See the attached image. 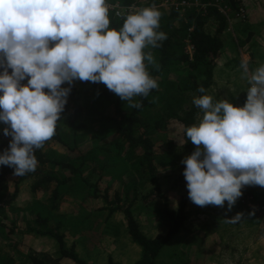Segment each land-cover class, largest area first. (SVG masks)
<instances>
[{"label": "trees", "instance_id": "16d2710c", "mask_svg": "<svg viewBox=\"0 0 264 264\" xmlns=\"http://www.w3.org/2000/svg\"><path fill=\"white\" fill-rule=\"evenodd\" d=\"M108 1L122 6H131L135 2ZM186 1L198 2L205 5V9L191 7L182 18L172 8L165 11L159 8L161 16L156 31L165 33L167 39L158 42L160 47H145L147 52L156 54L154 63L146 71L156 80L157 88L150 90L147 97L133 98L134 102H141L140 108L130 107L128 101H122L103 83L78 79L72 82L57 121L65 122L66 129H56L42 148L34 150L38 162L34 172L17 176L13 196L17 194V186L29 180L30 201L19 207L0 206V264H60L62 261L86 264L74 247H66L65 239L67 234L75 237L82 231L92 230V218L83 214L82 207L76 214L62 213L60 203L65 197L72 204L76 199L102 201L103 209L108 212L105 224L116 213L121 215L127 235L140 249L139 259L131 264H157L158 256L183 228L190 201L187 182L176 209H169L160 190L158 166L174 164L172 149L176 146L185 150L187 156L195 151L194 144L186 136V128L196 125L202 110L193 104V98L206 95L213 84V71L223 49L221 35L227 26L225 16L214 4L219 2L221 7H228L234 13L241 7L240 0ZM147 2L155 4L159 0ZM108 15L109 28L118 31L124 18ZM209 22L216 26L214 34L208 32ZM186 42L193 48L191 57L185 51ZM4 70L2 57L0 73ZM7 70L11 74V69ZM27 79L20 81L21 85H26ZM201 85L204 93L197 91ZM61 87L68 88L69 85L65 82ZM242 103L241 100L236 107H241ZM5 127L0 122V155L8 149L11 140L6 141ZM160 134L167 136L165 152L159 151L155 144ZM114 167L120 168V174L114 179L107 177L111 175L107 171ZM183 167L185 169L186 165ZM13 171L12 167L0 165V198L7 190V178L14 175ZM115 181L118 185L110 193ZM37 193L43 196L39 198ZM157 199L164 201L163 221L167 231L150 238L142 232L134 209L140 206L142 211L148 210ZM239 207L238 213L244 214L242 217L264 228V218L249 215L250 211L240 204ZM25 236L55 241V257L30 249L23 253L18 245H24ZM197 248H191L188 261L177 257L173 258L174 264H188L192 258L204 259L208 250ZM107 264L120 263L108 257Z\"/></svg>", "mask_w": 264, "mask_h": 264}, {"label": "clouds", "instance_id": "9594fccd", "mask_svg": "<svg viewBox=\"0 0 264 264\" xmlns=\"http://www.w3.org/2000/svg\"><path fill=\"white\" fill-rule=\"evenodd\" d=\"M108 13L106 0H0V122L11 136L0 165L14 175L36 170L34 150L55 134L74 80L103 83L133 108L142 106L134 97L157 88L144 63H154L153 56L143 49L167 39L156 31L161 13L154 5L118 12L124 16L118 31L109 28ZM240 67L250 84L242 107L214 104L209 95L193 98L203 117L186 128L197 147L182 163L189 199L201 207L227 201L231 211L242 187H264V65L250 71L244 61ZM65 82L68 88L61 87Z\"/></svg>", "mask_w": 264, "mask_h": 264}, {"label": "rangeland", "instance_id": "374dc122", "mask_svg": "<svg viewBox=\"0 0 264 264\" xmlns=\"http://www.w3.org/2000/svg\"><path fill=\"white\" fill-rule=\"evenodd\" d=\"M106 2L111 3L108 0ZM240 2L241 8L245 11V19L242 21L235 18V13L228 8L230 12L227 14L230 21L227 22L226 30L221 35L224 47L221 50L220 58H232L237 61L244 81L236 82L235 93H230L223 87V89L220 88L222 93L218 94L217 90L213 89L215 91H212L209 96L212 97L214 104L220 101H227L232 103L233 106H239L241 100H244L250 84L240 67L243 62L242 58L247 61L250 71L264 65L262 63L264 60V0H240ZM159 3L149 4L147 0H135L134 11ZM192 3L195 5L191 7L201 8L198 2ZM218 5L221 7L220 4ZM165 10L167 8L160 11ZM186 11L187 9L181 13L180 17L182 16L183 18ZM207 29L209 33L214 34L216 26L209 22ZM143 51L145 54L151 53L153 57H156V54L152 51L147 52L146 49H143ZM0 60L2 61V56H0ZM144 63L146 69L151 65L147 60ZM202 117L203 115L199 117L196 125L199 124ZM65 124L63 121L56 122V129L58 131L65 130ZM91 127L94 126L92 125ZM88 133L91 135L90 129ZM6 138V141L11 139L9 136ZM166 138L165 134H160L155 140L157 149L161 152L166 150L164 147ZM172 150L174 164L168 167L160 164L158 166V178L162 193L167 199V206L169 209L175 210L185 186L182 160L187 155L186 151L179 146ZM119 172V167L111 168L107 171L111 175L107 177L114 179L120 174ZM17 178L16 175H11L7 178V190L4 196L0 198L5 205L4 207H19L31 199L29 192L31 182L29 180L20 183L17 186L16 196H13ZM115 182L111 184L112 190L109 191L110 193L118 185ZM103 186L105 187V185ZM248 188L256 192L260 198L264 196V187L251 185ZM37 196L41 198L43 194L37 193ZM151 204L148 210L142 211L140 206L134 209L142 232L150 238L164 235L167 231L166 224L163 221L164 201L157 199ZM104 206L100 200L76 199L72 204L71 200L65 197L61 201L60 211L62 213L68 215L76 214L78 209L82 207L83 214L90 215L92 218L94 227L92 230L82 231L75 237L67 234L65 239L66 247L68 249L74 247V251L86 264H107L108 257L120 264H131L137 261L140 257V249L131 242L130 237L127 235L121 215L116 213L105 224L108 212L103 209ZM239 208L235 204L231 211H227V201L224 202L223 207L216 205L201 207L190 200L186 207V220L183 228L173 238L170 245L158 256L157 264H174L173 258L176 259L177 257L188 261L191 248L197 247L201 251L208 250L206 257L204 259L192 258L188 264H264L263 225L252 220H246V217H241L235 222L226 219L235 216L240 211ZM24 242V245L22 243L18 245L23 253H27L30 249L31 251L46 253L55 257L57 246L52 239L25 236ZM60 264L74 263L62 261Z\"/></svg>", "mask_w": 264, "mask_h": 264}, {"label": "built area", "instance_id": "2783aa9c", "mask_svg": "<svg viewBox=\"0 0 264 264\" xmlns=\"http://www.w3.org/2000/svg\"><path fill=\"white\" fill-rule=\"evenodd\" d=\"M160 3L157 5H154L155 8L158 10L159 8H172L177 14L181 15V13L185 9H189L191 6H194V3L188 2L186 0L184 1H176V0H159ZM109 6V13L113 14L115 17L121 19L124 18L123 15H117L118 12H123V13H128V12H134L135 8L134 6H121L118 3H108L106 2ZM219 2H216L214 4L215 7L218 8L219 12L225 16L227 22L230 21L228 14L230 10L228 7H220L218 4ZM200 5V4H199ZM202 9H205V5H200ZM207 6V5H206ZM234 17L239 19V20H244L245 19V11L240 7L237 12H235ZM187 46L185 48V51L187 54L191 57L193 48L192 46L186 42ZM246 102V96L243 100L242 106ZM241 106V107H242ZM242 195L237 199L239 202L240 206L243 207L244 209H247L248 211L252 212L253 207L255 206V214L258 217L264 218V201L258 200L254 194H252L246 186L242 187L241 189ZM1 206V205H0Z\"/></svg>", "mask_w": 264, "mask_h": 264}, {"label": "crops", "instance_id": "0c3cea01", "mask_svg": "<svg viewBox=\"0 0 264 264\" xmlns=\"http://www.w3.org/2000/svg\"><path fill=\"white\" fill-rule=\"evenodd\" d=\"M223 47H224V44H223ZM242 61L243 62L246 61L245 58H242ZM262 63H264V60H263ZM220 74H222V75L220 76ZM237 81H240V82H243L244 81V77H243V75L241 73L240 68L238 67L237 61H234L232 58H224L223 59L221 57V58H219L216 66L214 68V71H213V84L208 89L206 95H209L212 91H215L213 89H216L217 90V93L218 94H221L223 87L226 88L230 93H235V88H236V82ZM220 88H222V89L220 90ZM201 115H203V112H202ZM201 115H199L197 117L196 122L198 121V119H199V117ZM166 141H167V138H166ZM194 147H195V150H196V146L195 145H194ZM183 182H184V185H185V182H186L185 177H184ZM246 188L252 194H254L258 200L264 201V196L262 198H260L257 195V193L254 192V191H252L251 189H249L248 186H246ZM160 190H161V187H160ZM183 190H184V188H183ZM161 192H162V190H161ZM182 193H183V191L181 192V194ZM181 194H180V197H181ZM180 197H179V199H180ZM236 202L238 204V201H236ZM0 205H1V207L5 206L2 201L0 202ZM238 206H239V204H238Z\"/></svg>", "mask_w": 264, "mask_h": 264}]
</instances>
